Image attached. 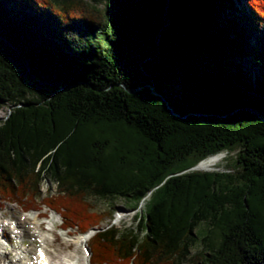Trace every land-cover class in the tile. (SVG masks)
Here are the masks:
<instances>
[{
  "label": "trees",
  "instance_id": "obj_1",
  "mask_svg": "<svg viewBox=\"0 0 264 264\" xmlns=\"http://www.w3.org/2000/svg\"><path fill=\"white\" fill-rule=\"evenodd\" d=\"M234 1L0 0V209L95 229L90 264H264V0Z\"/></svg>",
  "mask_w": 264,
  "mask_h": 264
},
{
  "label": "rangeland",
  "instance_id": "obj_2",
  "mask_svg": "<svg viewBox=\"0 0 264 264\" xmlns=\"http://www.w3.org/2000/svg\"><path fill=\"white\" fill-rule=\"evenodd\" d=\"M243 1L245 0H240L238 2L234 1V4L235 6L240 7ZM165 19L166 16L163 14V20ZM7 112V107L0 104V119H4ZM227 155L221 153L213 157V161L205 170L233 171L232 158L234 157V153H229ZM40 188L42 191L41 196H44L48 191L51 193L55 192L54 184H49V182H43ZM88 201L92 204L95 211L100 212L106 210L110 205L109 201L93 197H89ZM112 203L116 211L110 219H106L105 222H103L102 226L111 222L118 230L130 229L140 233L139 218H137L135 211L128 209L120 200H115ZM138 211L139 214L137 215H143L144 207H140ZM41 212L45 213V219L36 217L37 213ZM50 213H52V211L47 212L46 208H40L39 210L30 212L23 211L20 206L14 203H6L4 207H2L0 211V235L2 231H4L7 234L6 237L10 239L8 242V250L6 251L8 253V255L6 254L7 258L15 262L23 252L26 256L25 259L27 260V263L29 262L28 264H36V251L40 247L43 248L44 246H47L46 252L52 264H60V262L61 264H65V262H67V258L65 257L67 253H70L71 255L73 254L72 256L75 257L76 264H90L89 257L84 258V252L76 243L78 242L77 238L80 237L78 231L71 229L68 231L58 230V224L61 223V220L54 212L53 215ZM13 223H18L22 227V234L14 228ZM51 224H53L52 228ZM93 232L94 231L88 232V234L92 235ZM43 235L46 236L44 242H49L48 245L46 243L43 244L41 238ZM73 240L74 243L72 242ZM0 242L6 244L5 240L2 238H0Z\"/></svg>",
  "mask_w": 264,
  "mask_h": 264
},
{
  "label": "bare ground",
  "instance_id": "obj_3",
  "mask_svg": "<svg viewBox=\"0 0 264 264\" xmlns=\"http://www.w3.org/2000/svg\"><path fill=\"white\" fill-rule=\"evenodd\" d=\"M236 2H238V1H240V0H235ZM213 161V157H210V158H207V159H205V160H202V161H200L199 163H198V165H197V167L198 168H201V169H204V168H206L209 164H211V162ZM51 215H53L54 213H50ZM56 216V215H55ZM36 217H38V214L36 215ZM15 229H18L19 230V233H21L22 234V227L18 224V223H15ZM2 234H5L6 235V233L3 231L2 232ZM4 236V235H3ZM43 240H45V236L43 235ZM89 238V234L88 233H82L81 235H80V237L78 238V240L79 241H87V239ZM77 240V241H78ZM43 243H47V245H48V242H44L43 241ZM0 249H4V248H2L1 246H0ZM5 253V252H4ZM25 253H26V251H25ZM28 254V253H27ZM73 255V254H72ZM70 253H67L66 255H65V257L67 258V262H68V264H76V261H75V257H73ZM59 257V256H58ZM26 258V256H25V254L22 252V255L21 256H19V258L15 261V262H13V261H10V264H28L27 263V260L25 259ZM28 259V258H27ZM16 262H18V263H16ZM63 262V261H62ZM67 262H66V264H67ZM64 263V262H63ZM60 264H61V262H60Z\"/></svg>",
  "mask_w": 264,
  "mask_h": 264
},
{
  "label": "water",
  "instance_id": "obj_4",
  "mask_svg": "<svg viewBox=\"0 0 264 264\" xmlns=\"http://www.w3.org/2000/svg\"><path fill=\"white\" fill-rule=\"evenodd\" d=\"M164 15L166 16V19H165L164 21H165V23L167 24V23H168V20H167V10H166V9H165V11H164ZM262 120L264 121V119H262ZM217 155H219V154H217ZM217 155L215 154V155L210 156V157H215V156H217ZM210 157H208V158H210ZM200 161H201V160H200ZM200 161H199V162H200ZM199 162H198V163H199ZM198 163H197L196 165H194V166L191 168V170L199 169V170L205 171L206 168L201 169V168H198V167H197Z\"/></svg>",
  "mask_w": 264,
  "mask_h": 264
},
{
  "label": "clouds",
  "instance_id": "obj_5",
  "mask_svg": "<svg viewBox=\"0 0 264 264\" xmlns=\"http://www.w3.org/2000/svg\"><path fill=\"white\" fill-rule=\"evenodd\" d=\"M222 155H224V154H222Z\"/></svg>",
  "mask_w": 264,
  "mask_h": 264
}]
</instances>
